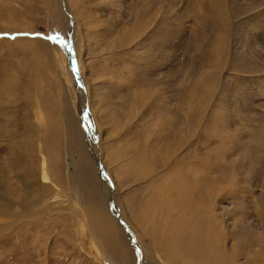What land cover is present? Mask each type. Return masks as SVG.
Segmentation results:
<instances>
[{"label":"rangeland","instance_id":"1","mask_svg":"<svg viewBox=\"0 0 264 264\" xmlns=\"http://www.w3.org/2000/svg\"><path fill=\"white\" fill-rule=\"evenodd\" d=\"M0 34V264H183L140 215L180 142L163 120L179 163L211 159L220 256L264 264V0H0Z\"/></svg>","mask_w":264,"mask_h":264},{"label":"bare ground","instance_id":"2","mask_svg":"<svg viewBox=\"0 0 264 264\" xmlns=\"http://www.w3.org/2000/svg\"><path fill=\"white\" fill-rule=\"evenodd\" d=\"M65 4H66V2H65ZM72 39L73 38L70 37L66 40L70 44V47L68 48V52H67L69 55L68 59L70 60V65L72 63L71 62L72 61L71 44L73 43ZM74 57H73V59H74ZM70 68H71L72 72L74 73L72 66ZM75 77L77 78L78 84H80L78 86L81 87L82 85L80 83V78H79L78 72H77ZM82 94H83V96H81L82 99H84L86 101L87 100L86 97H88V96H87V90L85 88H84V91ZM80 95H81V93H80ZM81 102L83 104V101H81ZM88 113H89V111L87 112V110H85V104H84V106H82V116H83L82 119L85 121L84 126L86 127V131H88L87 134L89 132H91L89 130V123H88L89 122L88 121L89 114ZM165 116L166 115H164V117ZM160 125H161L159 127L160 133L164 129L168 130L169 133L168 134L162 133L158 136L159 138L163 134L164 135L167 134L169 139H171V137L176 138L177 141H180V142L178 143V145L176 147L173 148L172 151H170L168 158H166L165 161L163 160L164 163H168V162L171 163V161H173L176 164H174L173 162L171 163V164H173L174 167L171 165L173 167L171 169V166H169L170 168L168 169L167 172H165L166 173V177H165L166 181L164 180L165 181L164 183L159 182V184L156 185L155 196L152 193L153 198L154 197H155L154 199L158 198V201L160 200V202L159 203L157 202V204L155 203V206L153 208L152 207L153 205L151 202V200L153 198H151L150 202L146 203V204L149 203V206L145 207V209L146 208H149V209H146V211L144 213L141 212L142 214H140V212H139L141 217L144 219V220H142L143 223L146 224V221H148V219L151 218L150 219L151 221L149 222L148 226H146L145 233L147 234V236H150L151 240L153 241V243L156 246L160 247L161 250H163V252L166 253L165 255H167L169 257V258H167L169 260H172L171 257L175 256L173 258H175L176 260H178L179 262H181L183 264H193L195 262H198L199 264L200 263L201 264H233V259L235 257V255L233 253L234 248H233V250H230L228 257H227V255H225L227 257L226 260H223V258H225V257H221L222 255L220 256V254H221L220 249L221 248L220 249L218 248L219 247L218 246V235L216 233V225H217L218 221L214 217L215 215L213 216L210 214V211H209L210 207H208V204H210V205L212 204L213 198H212V196H208L207 192H204V190H205V187L203 184V183H205L204 178H207L209 173H211V172H209L210 170L208 171L206 168V165H208V164H206L204 162H210L211 159L208 157L206 160H202L201 159L202 157L198 158V157H200L199 154L198 153L195 154V152H194V154L191 156L193 159L191 162L192 165L188 168L184 167L182 162L179 163L180 162L179 160L185 161V158H183V159L181 158V159L177 160L176 156H177V154H179L180 149L184 145H186L187 141L181 142L182 137H183V135H181V134L176 136V137H173L174 132H172L170 134L171 130H174V131H177V129L181 130L182 122L180 120H177V122H172L171 120L166 122L163 120L160 122ZM184 125H185V123H184ZM178 132H181V131H178ZM88 135H90V133ZM88 135H87V137H88ZM198 139H199V137H198ZM91 140H92V138H89V141H91ZM185 140H187V139H185ZM156 142H157V140H156ZM195 144L196 145H194V147L199 145V142L197 141V142H195ZM149 149L151 152L154 151V148L151 149V147H149ZM166 150L169 151L168 148L163 149L161 154H163V153L165 154ZM208 154H210V153H208ZM188 155H190V154H188ZM162 157H164V156H162ZM187 157H190V156H187ZM98 165H100V164L98 163ZM167 168H168V166L166 168H164V170ZM212 174H213V171H212ZM4 175H5L4 170L0 168V177H3ZM100 177L103 180V182L106 184L105 185L106 188H104L102 186L101 187L104 190L103 193H105V195L107 196L106 203L108 205V210L113 215V217H115L118 220L119 224L121 225L122 221L118 217V214L116 213L114 206L112 204H110L109 192H108L109 186H107V178H106V176H103L102 173H100ZM161 183H163V184H161ZM152 189H154V188H152ZM174 196H175V198H174ZM148 199H150V198H148ZM154 202H155V200H154ZM149 210L152 211L153 215L151 214V212L149 213ZM140 211H141V209H140ZM156 214H159V217L156 218ZM154 216H155V219L152 220V218H154ZM125 230H126V228H125ZM127 234H128V238L130 239L131 235L129 233H127ZM260 239L259 240L256 239L257 241L252 242V244L259 246L261 248L260 251H262V250L264 251V236H261ZM250 247H251V244L248 245V249L246 251V253L248 255H250V252H251ZM256 254H258V253L256 252ZM256 254H254V257H257L260 255V254H258V255H256ZM260 256H262V255H260ZM219 257H221V260H219L220 259ZM249 258H250V256H249ZM253 259H252V261H251V258L248 259V262L249 261L253 262L254 261ZM139 264H142L141 261H139Z\"/></svg>","mask_w":264,"mask_h":264},{"label":"water","instance_id":"3","mask_svg":"<svg viewBox=\"0 0 264 264\" xmlns=\"http://www.w3.org/2000/svg\"><path fill=\"white\" fill-rule=\"evenodd\" d=\"M68 46L70 47V44H69V43H68ZM71 62H72V64H71V65H72V69H73L74 73L77 74L78 71H77V68H76L77 66H76L75 60L72 59ZM81 88H82V87H81ZM85 110H87V108H86ZM100 170H101V173L103 174V176H105V175H104V172H103V170H102L101 167H100Z\"/></svg>","mask_w":264,"mask_h":264},{"label":"snow or ice","instance_id":"4","mask_svg":"<svg viewBox=\"0 0 264 264\" xmlns=\"http://www.w3.org/2000/svg\"><path fill=\"white\" fill-rule=\"evenodd\" d=\"M0 35H6V34H0ZM12 38L15 39V37H12ZM48 39L55 41L58 38L57 37H48Z\"/></svg>","mask_w":264,"mask_h":264}]
</instances>
